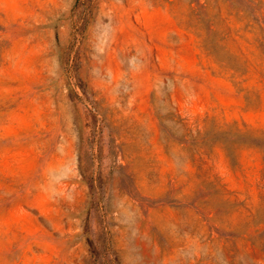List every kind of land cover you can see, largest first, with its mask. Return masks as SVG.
Returning a JSON list of instances; mask_svg holds the SVG:
<instances>
[{
  "label": "rangeland",
  "instance_id": "374dc122",
  "mask_svg": "<svg viewBox=\"0 0 264 264\" xmlns=\"http://www.w3.org/2000/svg\"><path fill=\"white\" fill-rule=\"evenodd\" d=\"M0 264H264V0H0Z\"/></svg>",
  "mask_w": 264,
  "mask_h": 264
}]
</instances>
